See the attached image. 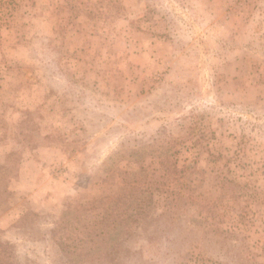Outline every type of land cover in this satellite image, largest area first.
<instances>
[{
	"label": "rangeland",
	"instance_id": "rangeland-1",
	"mask_svg": "<svg viewBox=\"0 0 264 264\" xmlns=\"http://www.w3.org/2000/svg\"><path fill=\"white\" fill-rule=\"evenodd\" d=\"M0 264H264V0H0Z\"/></svg>",
	"mask_w": 264,
	"mask_h": 264
}]
</instances>
